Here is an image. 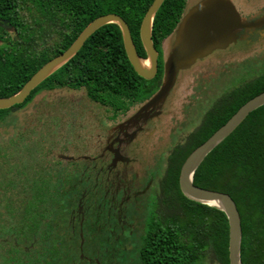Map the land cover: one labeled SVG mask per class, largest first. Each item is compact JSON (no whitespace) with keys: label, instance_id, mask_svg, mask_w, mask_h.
Here are the masks:
<instances>
[{"label":"trees","instance_id":"16d2710c","mask_svg":"<svg viewBox=\"0 0 264 264\" xmlns=\"http://www.w3.org/2000/svg\"><path fill=\"white\" fill-rule=\"evenodd\" d=\"M153 1L0 0V18L12 27H0V97L17 93L45 63L67 50L90 22L105 14H118L128 23L137 50L146 59L140 28ZM183 3L184 0H165L155 16L152 37L160 52L155 79L148 81L135 71L120 27L107 24L33 90L24 103L0 109V124L32 102L42 90L83 89L92 102L108 108H113L122 96L142 99L148 82L149 95L153 94L164 74L163 41L179 24ZM263 91L264 75L234 89L231 96L218 101L189 141L171 156L165 183L176 188V199L184 200L185 246L180 255L171 252L173 236L169 233V238L154 240L149 247L153 251L149 260L143 256L145 263L198 264L209 256L212 264H230L227 215L187 198L180 188V172L193 150ZM46 175L41 178L38 191L23 192L24 205L7 204L6 211L0 210V239L5 233L13 237L8 243L0 240V264H82L69 219L71 192L61 183H52L50 173ZM194 183L233 197L242 219V263L264 264V105L251 112L205 158L195 171ZM164 198L169 202V193ZM27 242L34 243L29 251L24 247Z\"/></svg>","mask_w":264,"mask_h":264},{"label":"flooded vegetation","instance_id":"af4514ba","mask_svg":"<svg viewBox=\"0 0 264 264\" xmlns=\"http://www.w3.org/2000/svg\"><path fill=\"white\" fill-rule=\"evenodd\" d=\"M201 1L184 0L183 16ZM229 1L246 23L252 24L264 17V0ZM175 30L163 43L172 40L173 45ZM238 36L237 42L198 60L191 69L183 71V75L180 72L176 85L179 81L186 85L194 83L199 94L209 93L208 81L212 76L216 78L214 75H206L209 70L203 66L199 75L191 77L187 74L208 59L225 63L230 71L239 75H264V24L254 28H239ZM156 77L143 78L149 81ZM163 79L164 74L159 87L151 96L148 82L142 90V99L122 96L113 108L96 103L101 111L96 123L86 127L85 135L78 137L80 142L77 140L68 149L58 150L54 154L53 164L67 167L58 178L53 173L55 170L57 172V168L49 167V170L56 184L61 183L71 192L69 219L82 264H147L143 256L149 260V253L153 252L150 245L154 244L155 239L169 238V233L173 236L169 244L171 252L180 255L181 247L185 246L184 200L176 199V188L165 183L170 158L189 141L218 101L231 96L232 91L238 87L229 92L225 89L220 99L206 110L199 126L182 141L174 142L181 132V127L177 125L179 117L176 118L175 106L181 104L182 100L188 101L192 93L183 95V98L181 95L174 104H170L175 85L162 104L149 107V101L162 86ZM196 79L199 82L196 83ZM64 89L81 90L61 87L46 91ZM57 107L64 110L65 105L58 104ZM72 145L76 146L72 149L75 155L66 156L65 153ZM169 146L170 151L165 153ZM162 155L167 161L164 171H161L160 164L155 160ZM22 176L21 188L25 191L26 186H33L34 182L26 180L25 174ZM35 178L41 184V177ZM165 193L170 195L169 202L164 198ZM24 247L29 251L34 243Z\"/></svg>","mask_w":264,"mask_h":264},{"label":"water","instance_id":"95a60500","mask_svg":"<svg viewBox=\"0 0 264 264\" xmlns=\"http://www.w3.org/2000/svg\"><path fill=\"white\" fill-rule=\"evenodd\" d=\"M165 0H154L140 28V37L147 53L143 58L135 45L128 23L118 14L109 13L97 17L81 32L64 52L45 63L15 94L0 97V109H10L22 104L44 80L70 61L85 45L86 41L101 27L117 24L123 35L127 56L135 71L144 78L152 79L159 71V51L153 42L155 16ZM7 20L0 19V26L10 29ZM264 24V17L249 24L242 20L229 0H202L183 16L175 30V40L164 62L163 84L149 101V107L162 104L176 85L180 72L191 69L218 49H225L238 41L239 28H254ZM149 65L145 66V62ZM264 105V91L247 101L240 109L205 142L193 150L182 165L180 188L183 194L196 202L222 210L230 226V264H243L241 259L242 219L233 197L225 192L206 189L194 183V174L205 158L229 137L254 110ZM212 203H218L213 205Z\"/></svg>","mask_w":264,"mask_h":264},{"label":"rangeland","instance_id":"374dc122","mask_svg":"<svg viewBox=\"0 0 264 264\" xmlns=\"http://www.w3.org/2000/svg\"><path fill=\"white\" fill-rule=\"evenodd\" d=\"M171 41L166 40L163 43L164 60L170 53ZM203 66L207 71L209 70L206 75L216 77L212 76L208 81L207 91L209 93L199 94V89L193 86L194 83L186 85L179 81L170 96L169 103L174 104L179 96L182 95L183 98V95L192 93L188 101L183 102L182 100L181 104L175 106L176 118L179 117L177 125L179 124L181 127V132L177 134L174 142L182 141L188 133L195 130L201 123L206 110L216 100H219L222 94L260 76L239 75L235 71H230L225 63H217L214 59L206 60L187 74L195 77L202 71ZM197 82L199 81L196 79ZM202 87H204L203 84ZM225 89L227 90L224 91ZM58 104L65 105L64 110L57 107ZM100 114L98 105L87 97L85 90H42L32 102L24 108L14 111L12 116L0 124V210L6 211L5 205L7 204L16 207L24 205L21 202L24 192L21 188L23 182L21 174H25L26 180L29 182H34L33 186H26L25 191L27 192L34 187L37 191L39 190L41 184H38L35 177L42 178L48 176L46 175L48 173L51 174L49 167L57 168V172L53 171L57 178L62 172L65 173L66 166L53 164L55 152L68 149L77 140L80 142L81 139L78 137L85 135L86 127L95 124ZM75 147L72 145V148L65 153L66 156L75 155L72 150ZM170 149L171 146L167 147L164 152L168 153ZM155 160L160 164L161 171H164L167 162L165 156L162 155ZM42 171L45 172L42 173ZM51 178L52 183L56 184L54 178L52 176ZM34 179L36 180L34 181ZM0 240L3 243H8L13 241V237L10 233H5ZM27 243L30 245V242ZM198 264L212 263L207 256Z\"/></svg>","mask_w":264,"mask_h":264},{"label":"bare ground","instance_id":"6f19581e","mask_svg":"<svg viewBox=\"0 0 264 264\" xmlns=\"http://www.w3.org/2000/svg\"><path fill=\"white\" fill-rule=\"evenodd\" d=\"M149 65V61H146L145 62V66H148ZM213 205H217L218 203H212Z\"/></svg>","mask_w":264,"mask_h":264}]
</instances>
